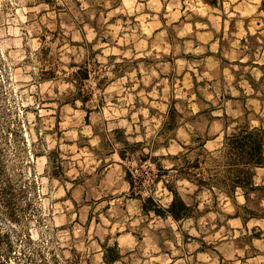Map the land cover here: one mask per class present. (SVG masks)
<instances>
[{
  "label": "rangeland",
  "instance_id": "obj_1",
  "mask_svg": "<svg viewBox=\"0 0 264 264\" xmlns=\"http://www.w3.org/2000/svg\"><path fill=\"white\" fill-rule=\"evenodd\" d=\"M245 123L264 0H0V264H264V168L228 197L158 167ZM167 184L188 218L144 211Z\"/></svg>",
  "mask_w": 264,
  "mask_h": 264
},
{
  "label": "trees",
  "instance_id": "obj_2",
  "mask_svg": "<svg viewBox=\"0 0 264 264\" xmlns=\"http://www.w3.org/2000/svg\"><path fill=\"white\" fill-rule=\"evenodd\" d=\"M203 1L211 6H216L218 2V0ZM204 145H200L199 151L187 147V153L172 158L175 161L172 169H164L158 165L160 172L168 174L170 170H174L178 178L189 181L197 186L198 190L206 188L212 193L217 190L228 197H233L239 190L245 194L258 190L254 186V177L257 169L264 168L263 127H252L249 123H245L229 134L226 132L219 149L209 152L203 148ZM191 154H194L192 159H190ZM121 158H124V155H121ZM166 186L172 195L168 207L152 209L145 204L144 211L146 213L152 211L160 217L170 216L175 221L188 218L191 207L173 185ZM147 203H153V200L148 198ZM117 250V245L106 249L104 258L108 264L115 263L119 259Z\"/></svg>",
  "mask_w": 264,
  "mask_h": 264
}]
</instances>
